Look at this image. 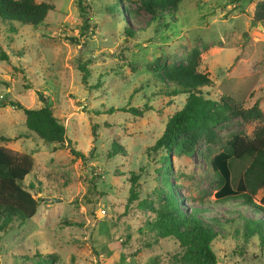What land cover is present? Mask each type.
I'll return each mask as SVG.
<instances>
[{"label":"rangeland","instance_id":"rangeland-1","mask_svg":"<svg viewBox=\"0 0 264 264\" xmlns=\"http://www.w3.org/2000/svg\"><path fill=\"white\" fill-rule=\"evenodd\" d=\"M34 1L52 6L38 25L0 31L6 56L0 57V102L38 108L36 92H42L69 144L42 142L27 131L21 110L0 106V145L31 156L23 186L32 182L29 191L38 199L31 218L0 231V264H180L177 242L139 231L147 212L127 203L133 174L138 200L158 205L162 152L151 146L185 98L164 92L151 68L179 63L195 47L197 70L211 81L201 89L205 97L227 96L245 108L255 103L264 112V24L251 20L259 0H180L175 14L153 19L142 0H84L87 14L76 0ZM83 17L87 28L78 35ZM256 124L233 118L218 135L227 142L250 135ZM113 143L122 151L109 155ZM219 150L199 140L193 155L171 154L170 179L185 206L202 201L207 213L230 217L214 202L209 180V161ZM249 159H229L232 186ZM224 226L211 242L215 264H264L255 238L242 243L232 235L236 221Z\"/></svg>","mask_w":264,"mask_h":264},{"label":"trees","instance_id":"trees-1","mask_svg":"<svg viewBox=\"0 0 264 264\" xmlns=\"http://www.w3.org/2000/svg\"><path fill=\"white\" fill-rule=\"evenodd\" d=\"M180 0H142L141 6L153 19L159 16H172ZM79 11L87 14L84 0H76ZM52 6L46 2L34 0H0V31L12 32L16 24L34 27L45 17ZM129 19L135 16L128 13ZM253 23L264 24V0L254 4L252 11ZM82 27L78 35L87 28V19L83 17ZM7 29V31H6ZM132 35L133 31L127 32ZM76 41L77 38L70 37ZM1 59L6 56L0 52ZM199 50L191 48L183 61L173 64L155 62L151 70L158 82L164 85V92L170 95L182 93L185 95L182 106L166 118L160 135L151 146L162 152L161 165L157 169L159 186L155 194L159 199L156 207L146 205L137 198V176H129L127 203L135 204L146 210L147 216L139 231L152 232L155 239L169 238L177 242L180 249L178 261L180 264H215L216 255L211 242L225 231V223L236 221L239 227H234L232 235L240 237L242 243L250 238L257 240V250L264 254V112L257 104L243 107L238 101L220 96L217 99L205 97L201 92L203 87H209L208 76L197 70ZM85 68L82 67V70ZM85 72V71H84ZM85 76V73L83 74ZM83 76V78H85ZM38 108H26L17 101L0 102V106L9 105L19 109L24 115V125L31 135L44 143L58 145L69 144L65 126L54 116L50 100L42 92H36ZM109 111H112L109 109ZM125 111L140 113L135 108ZM238 118L244 123L256 121L250 135L235 134L230 141L221 142L218 129L226 122ZM7 140L6 137H1ZM199 140L208 144H218L219 154L209 161L213 175L209 180L215 186L214 202L225 205L224 214L207 213L209 208L202 201L196 206L188 207L183 204L175 191L170 179V155H193ZM122 148L112 144L109 155L117 154ZM71 155L83 158L74 149ZM249 156L248 164L243 168L239 178L232 186L230 183L229 159H239ZM32 169V159L27 153L12 151L0 145V231H6L15 224L20 225L31 218L37 207L38 199L29 189L32 182L23 186L25 177ZM263 191L256 199L257 194ZM193 205V204H191ZM247 211H253L258 217L250 216ZM35 256V255H34ZM40 256H35V258Z\"/></svg>","mask_w":264,"mask_h":264}]
</instances>
